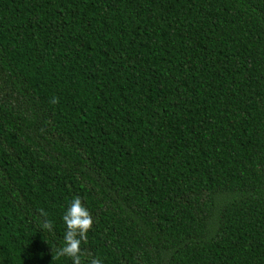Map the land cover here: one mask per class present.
Segmentation results:
<instances>
[{
  "label": "trees",
  "instance_id": "trees-1",
  "mask_svg": "<svg viewBox=\"0 0 264 264\" xmlns=\"http://www.w3.org/2000/svg\"><path fill=\"white\" fill-rule=\"evenodd\" d=\"M77 196L85 264H264V0H0V264Z\"/></svg>",
  "mask_w": 264,
  "mask_h": 264
},
{
  "label": "clouds",
  "instance_id": "clouds-1",
  "mask_svg": "<svg viewBox=\"0 0 264 264\" xmlns=\"http://www.w3.org/2000/svg\"><path fill=\"white\" fill-rule=\"evenodd\" d=\"M41 214L46 216V213ZM63 221L67 231L64 236V246L59 249L57 255L70 258L73 264H85L83 258L87 256V253L82 250L81 244L82 242L87 243L88 233L92 230L94 221L78 196L73 198L69 209L63 216ZM42 228L51 231L53 224L51 221H45ZM87 264H102V261L98 257L89 258Z\"/></svg>",
  "mask_w": 264,
  "mask_h": 264
}]
</instances>
